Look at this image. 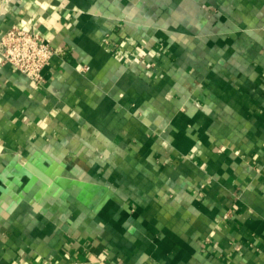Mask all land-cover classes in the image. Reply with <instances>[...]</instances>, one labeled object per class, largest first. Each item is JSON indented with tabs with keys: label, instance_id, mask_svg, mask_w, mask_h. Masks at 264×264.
Here are the masks:
<instances>
[{
	"label": "crops",
	"instance_id": "obj_1",
	"mask_svg": "<svg viewBox=\"0 0 264 264\" xmlns=\"http://www.w3.org/2000/svg\"><path fill=\"white\" fill-rule=\"evenodd\" d=\"M0 264H264V0H0Z\"/></svg>",
	"mask_w": 264,
	"mask_h": 264
},
{
	"label": "built area",
	"instance_id": "obj_2",
	"mask_svg": "<svg viewBox=\"0 0 264 264\" xmlns=\"http://www.w3.org/2000/svg\"><path fill=\"white\" fill-rule=\"evenodd\" d=\"M55 52L39 32L19 25H13L0 38V66L12 65L36 84L44 81L43 70ZM67 264L83 263L72 261Z\"/></svg>",
	"mask_w": 264,
	"mask_h": 264
}]
</instances>
